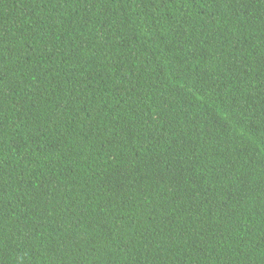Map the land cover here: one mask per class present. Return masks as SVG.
I'll return each instance as SVG.
<instances>
[{
    "label": "trees",
    "instance_id": "1",
    "mask_svg": "<svg viewBox=\"0 0 264 264\" xmlns=\"http://www.w3.org/2000/svg\"><path fill=\"white\" fill-rule=\"evenodd\" d=\"M0 264H264V0H0Z\"/></svg>",
    "mask_w": 264,
    "mask_h": 264
}]
</instances>
